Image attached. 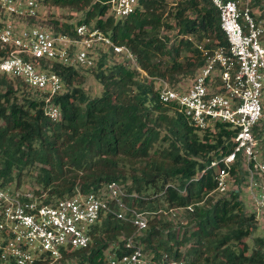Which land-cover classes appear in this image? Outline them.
<instances>
[{"label": "trees", "instance_id": "16d2710c", "mask_svg": "<svg viewBox=\"0 0 264 264\" xmlns=\"http://www.w3.org/2000/svg\"><path fill=\"white\" fill-rule=\"evenodd\" d=\"M41 3L83 13L75 23L47 20L48 29L72 35L74 24H92L128 48L145 75L110 52H99L90 68L53 62L52 70L64 88L53 99L60 113L55 121L43 114V101L19 79L0 75V186L20 189L23 170L36 168V188L29 191L48 203L71 196L76 189L86 193L115 181L144 197L125 201L152 214L136 239L155 260L165 253L188 264H264V230L252 238L251 248L243 241L257 223L238 197L243 180L238 161L229 169L235 186L223 194L214 191L216 169L206 168L233 149L235 131L221 122L204 130L194 128L174 103L158 101L152 79L177 88L182 77L192 78L204 62L195 44L206 39L208 50L226 47L217 10L208 0H177L172 7L166 0H137L131 14L114 20L99 0ZM35 22L27 19L28 25ZM170 30L175 33L168 45L165 32ZM109 56L120 61L107 65ZM79 70L94 71L102 88L99 96L83 93ZM258 126L252 133L260 142L264 124ZM156 143L165 145L153 147ZM13 180L15 187L10 188ZM186 206L191 210L183 209L187 221L181 225L156 212ZM132 232L129 223L106 214L90 227L88 246L64 251L62 264H103L110 245L117 254L123 253L122 239Z\"/></svg>", "mask_w": 264, "mask_h": 264}, {"label": "built area", "instance_id": "2783aa9c", "mask_svg": "<svg viewBox=\"0 0 264 264\" xmlns=\"http://www.w3.org/2000/svg\"><path fill=\"white\" fill-rule=\"evenodd\" d=\"M99 1L107 5L106 15L114 20L125 18L137 6V0ZM208 1L217 10L226 47L208 50L206 39L195 44L204 62L186 88H171L161 78L152 79L158 101L174 103L194 128L204 130L221 122L235 131L233 149L211 160L206 168L216 169L214 191L223 194L232 183L229 169L238 161L256 223L264 230V153L252 133L254 126L259 129L264 124V0ZM40 6L41 0H0V75L19 79L43 101V114L50 120L59 118L53 99L64 90L61 78L52 70L53 62L90 68L99 52H110L145 75L128 48L92 24H74L72 35L28 25L27 19L36 18ZM137 198L144 197L115 181L86 193L76 189L71 196L48 203L27 189L0 186V264H62L64 251L88 246L90 227L106 214L129 223L133 232L122 239L123 253L117 254L112 247L106 250L103 264H188L183 259H169L165 253L155 260L144 250L136 236L147 228L150 212L125 201ZM183 209L191 210V206L156 212L181 225L187 221Z\"/></svg>", "mask_w": 264, "mask_h": 264}, {"label": "rangeland", "instance_id": "374dc122", "mask_svg": "<svg viewBox=\"0 0 264 264\" xmlns=\"http://www.w3.org/2000/svg\"><path fill=\"white\" fill-rule=\"evenodd\" d=\"M177 0H166L167 7H172V5L175 3ZM83 17L82 11H76L73 9L69 8H61L57 7L54 5H47V4H42L40 6L39 12L37 14V17L35 19V24L40 25L41 27L47 28L45 22L47 20H52L55 19L56 21H67L70 23H75L77 20L81 19ZM163 33V30L160 31V34ZM174 30H170L168 32H165L166 35L169 36V42L168 45L172 42L174 39ZM166 58V57H165ZM120 61L117 59L115 56H109L107 60L105 61V64L109 65L113 62H118ZM80 73L83 75V80L79 84L80 88L82 89L83 93L90 98L97 97L101 94V84L98 82V80L94 77V71L92 70H79ZM191 81V76H185L182 77L177 86L180 88H186ZM21 92H17V96L20 97ZM261 144V151L264 153V134L263 137L260 141ZM165 145V143L159 144L156 143L153 147H162ZM264 157V154H263ZM37 169L36 168H29L27 170H23L22 174L20 175L19 178V188L22 190H33L36 188L35 183L33 182V177L36 173ZM128 182V181H127ZM235 185L233 183L229 182L228 188H234ZM10 188L15 187V180L9 185ZM238 197L239 199L243 202L244 204V209L246 212H254V206L253 202L249 197L248 190L245 187L244 182H241L238 187ZM217 197V195H216ZM152 215V214H151ZM150 214L147 215L151 216ZM263 232V229L259 224L256 225L254 231L252 232L251 236L243 239V241L248 245L249 248L252 247V238L256 236H261ZM112 245H110L111 247ZM107 252V251H106Z\"/></svg>", "mask_w": 264, "mask_h": 264}]
</instances>
